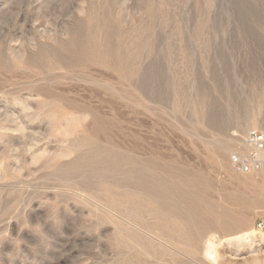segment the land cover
I'll list each match as a JSON object with an SVG mask.
<instances>
[{"label": "rangeland", "instance_id": "rangeland-1", "mask_svg": "<svg viewBox=\"0 0 264 264\" xmlns=\"http://www.w3.org/2000/svg\"><path fill=\"white\" fill-rule=\"evenodd\" d=\"M252 130L264 0H0V264H264Z\"/></svg>", "mask_w": 264, "mask_h": 264}, {"label": "built area", "instance_id": "built-area-1", "mask_svg": "<svg viewBox=\"0 0 264 264\" xmlns=\"http://www.w3.org/2000/svg\"><path fill=\"white\" fill-rule=\"evenodd\" d=\"M245 146L248 153L245 157L237 154L231 156V164L240 173L259 171L264 167V134L258 130L248 132L245 138ZM259 228L262 225L259 224Z\"/></svg>", "mask_w": 264, "mask_h": 264}, {"label": "bare ground", "instance_id": "bare-ground-1", "mask_svg": "<svg viewBox=\"0 0 264 264\" xmlns=\"http://www.w3.org/2000/svg\"><path fill=\"white\" fill-rule=\"evenodd\" d=\"M215 246L211 243V240L208 239L204 244L203 254L211 261H216ZM210 254H213L210 256Z\"/></svg>", "mask_w": 264, "mask_h": 264}]
</instances>
